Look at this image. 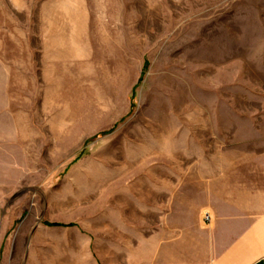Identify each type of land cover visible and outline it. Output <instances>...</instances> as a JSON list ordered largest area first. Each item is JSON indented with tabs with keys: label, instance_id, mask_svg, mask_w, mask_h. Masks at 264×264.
I'll use <instances>...</instances> for the list:
<instances>
[{
	"label": "rangeland",
	"instance_id": "rangeland-1",
	"mask_svg": "<svg viewBox=\"0 0 264 264\" xmlns=\"http://www.w3.org/2000/svg\"><path fill=\"white\" fill-rule=\"evenodd\" d=\"M263 153L264 0H0V264L122 263Z\"/></svg>",
	"mask_w": 264,
	"mask_h": 264
},
{
	"label": "crops",
	"instance_id": "crops-1",
	"mask_svg": "<svg viewBox=\"0 0 264 264\" xmlns=\"http://www.w3.org/2000/svg\"><path fill=\"white\" fill-rule=\"evenodd\" d=\"M239 165L203 182L202 199L171 234L125 243L114 264H264V153Z\"/></svg>",
	"mask_w": 264,
	"mask_h": 264
},
{
	"label": "water",
	"instance_id": "water-1",
	"mask_svg": "<svg viewBox=\"0 0 264 264\" xmlns=\"http://www.w3.org/2000/svg\"><path fill=\"white\" fill-rule=\"evenodd\" d=\"M21 195H23V192H22V193H19V194H17V195H15V196L12 198V200H14L15 198L20 197Z\"/></svg>",
	"mask_w": 264,
	"mask_h": 264
},
{
	"label": "built area",
	"instance_id": "built-area-1",
	"mask_svg": "<svg viewBox=\"0 0 264 264\" xmlns=\"http://www.w3.org/2000/svg\"><path fill=\"white\" fill-rule=\"evenodd\" d=\"M207 216H208V215H207ZM207 216H205V219H207V220H208V219H209V217H207Z\"/></svg>",
	"mask_w": 264,
	"mask_h": 264
}]
</instances>
